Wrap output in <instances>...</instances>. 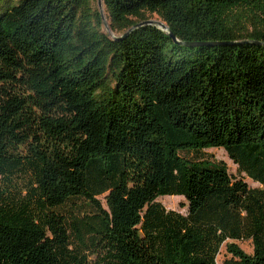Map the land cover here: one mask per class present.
I'll list each match as a JSON object with an SVG mask.
<instances>
[{"label": "trees", "instance_id": "16d2710c", "mask_svg": "<svg viewBox=\"0 0 264 264\" xmlns=\"http://www.w3.org/2000/svg\"><path fill=\"white\" fill-rule=\"evenodd\" d=\"M103 4L117 39L96 0H0V264H264V0ZM207 149L262 188L181 156Z\"/></svg>", "mask_w": 264, "mask_h": 264}, {"label": "rangeland", "instance_id": "374dc122", "mask_svg": "<svg viewBox=\"0 0 264 264\" xmlns=\"http://www.w3.org/2000/svg\"><path fill=\"white\" fill-rule=\"evenodd\" d=\"M233 24L237 28H247L249 32L251 31L252 25H256V21L262 17L261 13L257 8L254 7H243L238 8L233 11ZM149 21L161 22V20L156 15H147ZM181 156L196 160V159H207L214 162L223 163L229 175L236 180L244 181L251 189H261L262 186L254 181H252L246 174L240 173L238 166L230 159L227 152L223 149H207L203 150L198 154L194 153H181ZM105 196L98 197L97 199L102 203L103 207L106 208ZM164 206L167 211H175L183 216L188 214V203L182 196L173 197H160L156 200ZM60 212L66 215H75L80 218H85V216H90L93 214L92 208L89 206L88 202L83 199H75L68 202L64 207L59 209ZM230 243H234L241 249L244 253L248 255L253 254V244L251 240L243 241H227L220 248L219 254L216 258L217 264H224L226 261L231 260L233 256L227 252L226 246ZM89 259L93 260L92 257Z\"/></svg>", "mask_w": 264, "mask_h": 264}, {"label": "water", "instance_id": "95a60500", "mask_svg": "<svg viewBox=\"0 0 264 264\" xmlns=\"http://www.w3.org/2000/svg\"><path fill=\"white\" fill-rule=\"evenodd\" d=\"M97 1V7H98V11L101 15V19H102V22H103V26H104V30L107 34H109L112 38H115L117 39V37H115L113 35V33L111 32L110 30V27H109V24L105 18V12H104V4H103V0H96ZM142 25H149V26H158L160 30L164 31V32H167L169 33V37H171L173 39V41L177 44V45H183V46H186V47H201V46H219V45H231V44H224V43H183V42H180L179 40H177L172 33L168 32V28L167 26L162 23V22H156V21H146L144 23H141V24H138L136 25L135 27H133V29L135 28H138ZM132 29H130L127 33H125L121 38L127 36V34L129 32H131ZM233 44H239V43H233ZM242 44H253V45H258V46H264L263 43L261 42H255V41H245V42H242Z\"/></svg>", "mask_w": 264, "mask_h": 264}]
</instances>
